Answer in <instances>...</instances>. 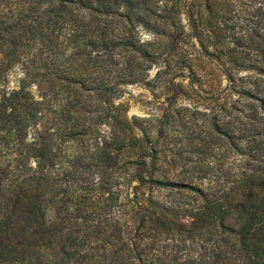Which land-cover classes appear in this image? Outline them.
I'll return each instance as SVG.
<instances>
[{"label":"trees","instance_id":"16d2710c","mask_svg":"<svg viewBox=\"0 0 264 264\" xmlns=\"http://www.w3.org/2000/svg\"><path fill=\"white\" fill-rule=\"evenodd\" d=\"M198 56L218 163L166 173L123 86ZM0 264H264V0H0Z\"/></svg>","mask_w":264,"mask_h":264},{"label":"rangeland","instance_id":"374dc122","mask_svg":"<svg viewBox=\"0 0 264 264\" xmlns=\"http://www.w3.org/2000/svg\"><path fill=\"white\" fill-rule=\"evenodd\" d=\"M142 33V37L148 36L146 32ZM188 48L198 53L197 43L194 40H191ZM195 62L197 63V73L194 75L189 74L188 70L185 69L180 76L167 75L161 81L150 86L141 83L123 86L121 99L126 103L128 118H131L132 115L146 118L147 122L153 125L155 136H158L157 127L163 125L164 132L158 138L157 147L159 150L158 163L166 173L180 171L182 163H185L189 169H192L193 165H199V163H202L203 166L210 164L213 165L212 170L214 171L216 170L215 164L218 163V151L214 147L210 148L211 153L208 152L204 160H201L197 154L189 152L190 138L188 136L190 131L193 127L199 130L203 129L205 118L209 117L208 114L213 108L208 106L209 99L204 89L214 83V77H216L215 73L209 76L202 74L205 71L210 72L208 70L210 65L205 57L198 56L194 64ZM211 66L213 65L211 64ZM155 70V67L151 68V77ZM16 79V73H11L10 85H13ZM224 83L223 81V85ZM180 89L181 92H178ZM233 158L234 156L230 153L226 155L224 158L226 160L225 165L231 163ZM162 191L166 190L162 189ZM177 217L178 220L185 223L190 221L188 215Z\"/></svg>","mask_w":264,"mask_h":264}]
</instances>
